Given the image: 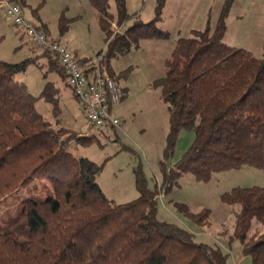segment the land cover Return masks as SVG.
Listing matches in <instances>:
<instances>
[{"label": "trees", "instance_id": "16d2710c", "mask_svg": "<svg viewBox=\"0 0 264 264\" xmlns=\"http://www.w3.org/2000/svg\"><path fill=\"white\" fill-rule=\"evenodd\" d=\"M88 1L105 35L107 67L113 50L168 38L156 26L166 0H157L153 20H134L122 34L111 28L110 0ZM113 1L119 27L131 16L124 0ZM231 4L226 0L212 31L193 30L178 38L164 60L163 76L153 81L169 116L168 152L180 129L192 130L193 142L171 169L162 165L160 189L150 190L137 175L139 196L122 204L109 200L95 181L103 163L71 152L73 143L96 140L60 126L54 86L46 83L34 96L16 78L32 61L0 60V203L33 183L42 192L35 187L0 222V264H230L216 240L197 242L188 229L160 221L157 199L182 174L208 182L214 173L243 166L264 170V44L257 58L223 42ZM50 56L48 70L66 80L58 59ZM39 99L52 104L53 123L36 110ZM220 200L233 209L229 242L236 240L252 264H264V186L235 187ZM176 209L200 227L209 225L206 210L192 214L178 204Z\"/></svg>", "mask_w": 264, "mask_h": 264}, {"label": "rangeland", "instance_id": "374dc122", "mask_svg": "<svg viewBox=\"0 0 264 264\" xmlns=\"http://www.w3.org/2000/svg\"><path fill=\"white\" fill-rule=\"evenodd\" d=\"M29 1L32 9L48 25L50 35L57 36L62 33L69 44L78 49L79 61L83 62V58H86L95 62L96 54L106 50L105 35L99 25L98 15L88 0ZM124 2L125 11L131 17L119 26V34L132 25L134 20L147 23L154 19L157 0ZM225 2L226 0H166L156 26L168 33L167 39H145L120 53L119 50H113L109 68L113 71L112 75L121 93H124V97L112 108V115L119 120V126L114 131L100 132L89 127L66 80L55 71L48 70L46 62L53 58L34 47L26 33H22L4 16L2 9L0 60L10 63L26 59L32 61L16 78L34 96L41 93L46 83L54 86L57 90V119L60 126L81 135H92L96 140L87 145L73 143L71 152L94 163H103L102 171L95 181L109 200L122 204L139 196L135 185L137 175L144 178L150 190L160 189L163 180L162 165L167 170L171 169L172 164L182 157L193 142V131L180 129L171 152H168L169 116L160 89L153 85V81L163 76L164 60L170 56L175 41L190 37L193 30L203 31L209 28L212 31ZM23 11L31 19V7L26 6ZM109 12L112 23L117 26L113 0L109 1ZM225 24L224 43L246 49L257 58L262 56L264 0H232ZM111 28L114 34L118 33L113 25ZM35 107L48 121L53 123L56 120L52 114V104L39 99ZM263 186L264 170L249 166L214 173L208 182H197L188 174L179 177L167 193L160 190L157 218L188 229L197 242L214 245L216 240L219 244L229 246V263L234 264L237 241H227L228 231L232 230L234 223L233 209L222 203L220 196L235 187ZM35 187L42 194L39 185L33 183L21 189L17 195L2 201L0 222L7 214H13L17 202L32 194ZM176 204L185 205L192 214L206 210L209 225L200 227L178 211ZM222 232H226V236H221ZM245 259V264H252L250 257Z\"/></svg>", "mask_w": 264, "mask_h": 264}, {"label": "built area", "instance_id": "2783aa9c", "mask_svg": "<svg viewBox=\"0 0 264 264\" xmlns=\"http://www.w3.org/2000/svg\"><path fill=\"white\" fill-rule=\"evenodd\" d=\"M0 9L8 20L26 33L37 49L58 59L67 85L89 127L100 132L115 130L119 126V120L110 110L120 100L121 91L109 74L105 51L96 55L94 63L82 65L64 46L25 20L19 5L0 0ZM160 195L158 198L161 199Z\"/></svg>", "mask_w": 264, "mask_h": 264}, {"label": "crops", "instance_id": "0c3cea01", "mask_svg": "<svg viewBox=\"0 0 264 264\" xmlns=\"http://www.w3.org/2000/svg\"><path fill=\"white\" fill-rule=\"evenodd\" d=\"M21 1V0H20ZM11 3V2H10ZM13 4H18V3H13ZM22 10V15L24 17L25 20L29 21L30 23H32L35 27L37 28H42L45 33L47 34V36H49L52 40L58 42L59 44H61L62 46H64L69 52H71L73 54V56L79 61L80 59L78 58L77 56V50L74 46H71L69 44V41L66 39L65 35H63L62 33H58L57 36H52L49 34V29H48V25L39 17V13L32 9V6L30 5V1L29 0H22L21 4H18ZM31 7V19H29V17H26L24 15V11H23V8L24 7ZM1 10V9H0ZM4 14V12H3ZM96 14L98 15V13L96 12ZM111 25L114 26V28H117L115 31H117L118 33H121V30L119 29V27L115 26V24H113L111 22ZM20 30V28H19ZM22 33H24L22 30H20ZM227 44V43H226ZM231 46V45H230ZM83 62H80L82 65H86V64H92L94 62L92 61H88V59L86 58H83ZM85 61H88V62H85ZM108 68H109V64H108ZM110 72H112L113 74V71L111 70V68H109ZM117 83V82H116ZM121 90V89H120ZM123 92V91H122ZM114 106V105H113ZM113 106L111 107V114H112V108ZM111 131H114V130H111ZM81 134V133H80ZM173 165V164H172ZM186 176L185 174H182L180 177H184ZM232 234V231H228V235L230 236ZM229 241V237H227ZM218 242V241H217ZM234 242H236V240H234ZM219 243V242H218ZM221 244V243H220ZM221 246L229 253L231 254V250H230V247L229 246H225L223 244H221ZM236 246H237V255H236V258L233 257V259L235 258V263L234 264H245V256L242 255L241 253V250H240V247H239V244L236 242Z\"/></svg>", "mask_w": 264, "mask_h": 264}]
</instances>
